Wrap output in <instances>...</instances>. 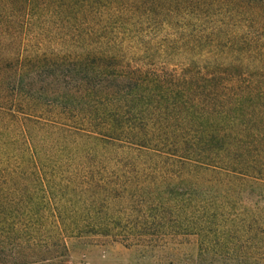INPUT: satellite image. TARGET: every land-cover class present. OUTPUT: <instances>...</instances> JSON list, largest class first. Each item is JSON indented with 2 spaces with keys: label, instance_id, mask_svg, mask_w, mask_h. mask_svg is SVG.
<instances>
[{
  "label": "trees",
  "instance_id": "1",
  "mask_svg": "<svg viewBox=\"0 0 264 264\" xmlns=\"http://www.w3.org/2000/svg\"><path fill=\"white\" fill-rule=\"evenodd\" d=\"M154 233L264 264V0H0V264Z\"/></svg>",
  "mask_w": 264,
  "mask_h": 264
},
{
  "label": "rangeland",
  "instance_id": "2",
  "mask_svg": "<svg viewBox=\"0 0 264 264\" xmlns=\"http://www.w3.org/2000/svg\"><path fill=\"white\" fill-rule=\"evenodd\" d=\"M144 240L141 244L130 245L114 236L89 234L81 240L82 244L75 246L74 259L77 264H173L180 256L196 254L193 244L183 240L186 243L180 245L173 236L154 233Z\"/></svg>",
  "mask_w": 264,
  "mask_h": 264
}]
</instances>
